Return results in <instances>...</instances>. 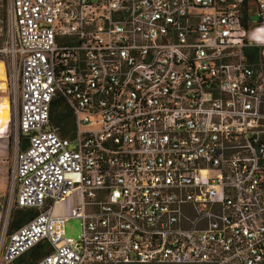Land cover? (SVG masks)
<instances>
[{"label": "built area", "instance_id": "obj_1", "mask_svg": "<svg viewBox=\"0 0 264 264\" xmlns=\"http://www.w3.org/2000/svg\"><path fill=\"white\" fill-rule=\"evenodd\" d=\"M7 32L40 212L7 234L2 203L1 261L264 264V0H9Z\"/></svg>", "mask_w": 264, "mask_h": 264}, {"label": "rangeland", "instance_id": "obj_2", "mask_svg": "<svg viewBox=\"0 0 264 264\" xmlns=\"http://www.w3.org/2000/svg\"><path fill=\"white\" fill-rule=\"evenodd\" d=\"M8 4L9 0H0V211L2 203L6 205L9 201L12 205L6 221V230L11 211L15 209L17 184L12 175L15 151L20 148V144L14 138V124L12 125L19 110L17 91L19 65L10 55L2 51L11 38V33L8 34L7 26L5 27L3 21ZM3 222L4 216L0 215V236ZM65 228L67 236L71 238H77L81 233V223L78 219H70ZM0 264H4L1 259Z\"/></svg>", "mask_w": 264, "mask_h": 264}, {"label": "trees", "instance_id": "obj_3", "mask_svg": "<svg viewBox=\"0 0 264 264\" xmlns=\"http://www.w3.org/2000/svg\"><path fill=\"white\" fill-rule=\"evenodd\" d=\"M5 27L7 26V12L3 19ZM61 101H55L53 105V121L57 124H62L60 134L62 136L72 135L69 133L66 125H71L72 116L69 108L66 105H63V108L60 107ZM20 147L23 148L24 144L20 143ZM40 212L39 209L34 207H19L15 205V209L11 211L7 234H11L16 231L18 228L26 224L31 218H33L36 214ZM52 248L49 246V242L47 240H42L37 243L33 247H31L28 251L21 254L15 262L18 264H37V262ZM12 263V262H11ZM10 264V263H9ZM145 264H177V263H145ZM192 264V263H187Z\"/></svg>", "mask_w": 264, "mask_h": 264}, {"label": "crops", "instance_id": "obj_4", "mask_svg": "<svg viewBox=\"0 0 264 264\" xmlns=\"http://www.w3.org/2000/svg\"><path fill=\"white\" fill-rule=\"evenodd\" d=\"M16 260V259H15ZM15 260L12 262V263H10V264H18V263H16L15 262ZM3 262V261H2ZM4 263V262H3ZM4 264H6V263H4ZM9 264V263H8Z\"/></svg>", "mask_w": 264, "mask_h": 264}]
</instances>
